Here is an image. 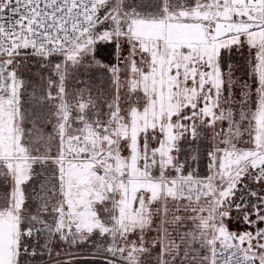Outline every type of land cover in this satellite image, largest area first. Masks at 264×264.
<instances>
[{
  "label": "snow or ice",
  "instance_id": "obj_1",
  "mask_svg": "<svg viewBox=\"0 0 264 264\" xmlns=\"http://www.w3.org/2000/svg\"><path fill=\"white\" fill-rule=\"evenodd\" d=\"M0 264H264V0H0Z\"/></svg>",
  "mask_w": 264,
  "mask_h": 264
},
{
  "label": "trees",
  "instance_id": "obj_2",
  "mask_svg": "<svg viewBox=\"0 0 264 264\" xmlns=\"http://www.w3.org/2000/svg\"><path fill=\"white\" fill-rule=\"evenodd\" d=\"M107 55V53H105V52H101L100 53V57L102 58V57H104V56H106Z\"/></svg>",
  "mask_w": 264,
  "mask_h": 264
}]
</instances>
